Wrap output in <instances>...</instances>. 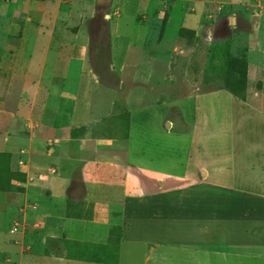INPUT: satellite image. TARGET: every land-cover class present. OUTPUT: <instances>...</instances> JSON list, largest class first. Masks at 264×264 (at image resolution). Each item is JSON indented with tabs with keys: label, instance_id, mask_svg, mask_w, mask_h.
Listing matches in <instances>:
<instances>
[{
	"label": "crops",
	"instance_id": "crops-1",
	"mask_svg": "<svg viewBox=\"0 0 264 264\" xmlns=\"http://www.w3.org/2000/svg\"><path fill=\"white\" fill-rule=\"evenodd\" d=\"M184 1L179 6L180 18L169 19L167 25H173L177 31L191 28V46L205 58L212 40L209 28L205 27L209 8L205 0ZM23 7V0H0V19L9 17L12 23H18V9ZM10 9L15 10V15ZM38 16V25L56 21V17L41 11ZM50 35L43 49L37 50L41 61L35 67L28 65L35 46L30 48L27 44L25 49L22 45L15 46L9 51L11 73L37 74L38 87L43 83L48 95L58 101L48 121L43 117H25L24 133L0 129V152L24 155L20 161L26 173L25 179L18 182L19 190L0 192V264H121L125 253L142 251L146 256L161 247L190 251L191 264H264V127L256 132L246 130L248 118L264 119V49L257 46L248 49V53H253V48L258 52L256 59L247 55L245 98L220 87L178 95L167 102L176 105V112L184 121L183 129L177 131L182 146L176 148L173 160L168 157L167 146H150L154 144L150 138L166 140L172 131V120H168L165 109L156 106L152 109L156 113L155 123L149 129L150 137L143 151L132 145L134 112L130 110L124 162L113 161L117 165L112 169L114 172L117 169L120 179L115 181L114 177L109 181L120 186L117 194H121L118 199L121 239L116 260L102 261L89 257L92 241L88 233L92 228L85 213L66 206V202L107 197L98 189L85 194L74 192L67 175L74 162L73 152L80 153V148L96 147L105 140L88 135L87 124L74 129L76 119L86 111L76 94L63 91L58 76L50 75L59 73L62 67L48 66L47 73L45 59L51 55ZM4 55L0 51V57ZM22 59L26 62L20 66ZM2 67L1 59L0 71ZM192 74L186 71L189 80L183 81L182 86H198L199 82L190 81ZM185 101L192 105L186 111L189 117L183 116ZM86 119H92V115ZM167 121L171 122V129L163 126L168 125ZM62 127L66 129L61 133ZM250 131L252 138L247 136ZM154 133L156 138L152 136ZM77 159L83 172L94 169L99 160L97 156ZM47 168H55L57 172L46 173ZM80 179L88 185L84 174ZM92 183L102 184L98 178ZM15 224L18 225L14 231Z\"/></svg>",
	"mask_w": 264,
	"mask_h": 264
},
{
	"label": "rangeland",
	"instance_id": "rangeland-1",
	"mask_svg": "<svg viewBox=\"0 0 264 264\" xmlns=\"http://www.w3.org/2000/svg\"><path fill=\"white\" fill-rule=\"evenodd\" d=\"M205 1L209 8L205 27L212 34L205 58L191 46V28L177 31L173 25H167L169 19L180 18L179 6L184 5V0H52V7L48 5L49 0H23L24 7L18 9V23H12L9 17L0 19V51L5 52L0 57L3 63L0 129L24 133L27 131L22 124L25 117H43L48 121L52 116L58 100L48 95L43 83L40 82L38 87L37 74L13 75L9 68L12 64L9 51L21 45L25 49L27 44L36 48L30 62L27 60L28 65H39L41 57L37 50L43 49L51 34V55L45 59L47 73L48 66L62 67L59 73L50 75L56 74L62 90L76 94L86 111L76 119L74 129L87 124L88 135L105 140L96 147L73 152L74 162L67 170L74 192L85 194L98 189L107 194L106 198L66 202V206L85 213L87 224L92 228L88 233L92 241L88 247L89 257L102 261L117 258L121 239L118 200L121 194H117L120 186L109 181L114 177L115 181L120 179L117 169L115 172L112 169L117 165L113 161L124 162L130 110L134 112L132 145L135 150H142L150 137L149 129L155 123L156 113L152 109L154 106L165 109L168 120H172V131L166 140L150 138L154 143L150 146H167L168 157L173 160L176 148L182 146L177 131L183 129L184 121L176 112V105L167 102L178 95L220 87L236 97L245 98L244 63L247 55L256 59L258 52L253 48V53H248V49L251 46L264 49V0ZM40 11L56 17L55 23L44 21L38 25ZM10 13L15 15V10L10 9ZM23 35L24 40L21 39ZM25 62L26 59H22L19 65H25ZM186 71L193 73L190 81L199 82L197 87L182 86L183 81L189 80L185 77ZM251 94L256 96L255 92ZM191 107V102L185 101L183 116ZM89 114L92 119H86ZM167 123L163 126L171 129V122ZM246 123L248 131L256 132L264 127V119L258 116L248 118ZM37 126L35 123L34 127ZM65 129L62 127L60 132ZM152 136L156 138L155 133ZM247 136L252 138L253 133L250 131ZM214 140L217 144L219 137ZM96 156L99 160L98 164L94 163V169L80 170L78 157L90 159ZM22 159V154L17 157L15 153L0 152V192L21 188L18 182L26 175ZM45 170L50 174L57 172L55 168ZM82 174L89 180L87 186L80 179ZM95 178L102 184H93ZM191 257L188 250L161 247L146 256L142 251H134L132 255L125 253V261L121 264H191Z\"/></svg>",
	"mask_w": 264,
	"mask_h": 264
},
{
	"label": "trees",
	"instance_id": "trees-1",
	"mask_svg": "<svg viewBox=\"0 0 264 264\" xmlns=\"http://www.w3.org/2000/svg\"><path fill=\"white\" fill-rule=\"evenodd\" d=\"M185 29H181V31H184ZM209 53H210V50H209ZM244 66H245V75H244V80H246V68H247V63L245 61L244 63Z\"/></svg>",
	"mask_w": 264,
	"mask_h": 264
},
{
	"label": "built area",
	"instance_id": "built-area-1",
	"mask_svg": "<svg viewBox=\"0 0 264 264\" xmlns=\"http://www.w3.org/2000/svg\"><path fill=\"white\" fill-rule=\"evenodd\" d=\"M17 225H18V224L13 225L12 230L15 231V230L17 229Z\"/></svg>",
	"mask_w": 264,
	"mask_h": 264
}]
</instances>
